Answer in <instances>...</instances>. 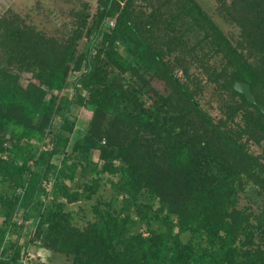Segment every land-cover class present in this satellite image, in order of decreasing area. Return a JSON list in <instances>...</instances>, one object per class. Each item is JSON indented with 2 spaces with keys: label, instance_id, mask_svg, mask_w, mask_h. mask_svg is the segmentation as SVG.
I'll return each mask as SVG.
<instances>
[{
  "label": "trees",
  "instance_id": "obj_1",
  "mask_svg": "<svg viewBox=\"0 0 264 264\" xmlns=\"http://www.w3.org/2000/svg\"><path fill=\"white\" fill-rule=\"evenodd\" d=\"M67 10L0 13V264H264V0Z\"/></svg>",
  "mask_w": 264,
  "mask_h": 264
},
{
  "label": "rangeland",
  "instance_id": "obj_2",
  "mask_svg": "<svg viewBox=\"0 0 264 264\" xmlns=\"http://www.w3.org/2000/svg\"><path fill=\"white\" fill-rule=\"evenodd\" d=\"M90 3L92 9H94L97 0H87ZM71 6H78V0H0V13L7 7L19 11L21 14H28L29 19L40 28H44L50 32H56V27L61 25L62 21H68V8ZM25 77H22L21 82H26L28 73H24ZM213 114H217L216 109H211ZM262 146L252 144L250 149L259 153L262 151ZM100 192L107 196L109 194V186L104 185L100 188ZM245 201L241 200V203ZM89 209H86L88 213ZM90 215V212L88 213ZM57 261H63V258H58Z\"/></svg>",
  "mask_w": 264,
  "mask_h": 264
},
{
  "label": "water",
  "instance_id": "obj_3",
  "mask_svg": "<svg viewBox=\"0 0 264 264\" xmlns=\"http://www.w3.org/2000/svg\"><path fill=\"white\" fill-rule=\"evenodd\" d=\"M233 86L236 90L243 93L245 97L248 99V101L256 102V98L254 94L252 93L248 82L243 81V80H234ZM258 106L261 109V111L264 113V105L261 103H258Z\"/></svg>",
  "mask_w": 264,
  "mask_h": 264
},
{
  "label": "built area",
  "instance_id": "obj_4",
  "mask_svg": "<svg viewBox=\"0 0 264 264\" xmlns=\"http://www.w3.org/2000/svg\"><path fill=\"white\" fill-rule=\"evenodd\" d=\"M111 22H112V21H111ZM21 261H22L23 264H27V263H28V261H27V259H26L25 256L22 257Z\"/></svg>",
  "mask_w": 264,
  "mask_h": 264
}]
</instances>
